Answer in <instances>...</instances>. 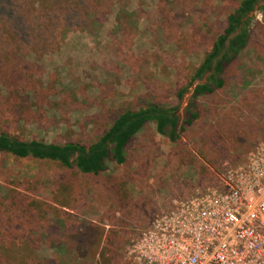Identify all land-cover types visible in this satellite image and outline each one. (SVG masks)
<instances>
[{"label": "rangeland", "instance_id": "obj_1", "mask_svg": "<svg viewBox=\"0 0 264 264\" xmlns=\"http://www.w3.org/2000/svg\"><path fill=\"white\" fill-rule=\"evenodd\" d=\"M242 1L128 0V13L117 6L101 28L60 32L49 53H18L28 64L20 69L28 84L0 87V130L26 141L88 146L127 111L175 107L177 89L188 85ZM254 17L250 48L227 89L199 101L201 118L177 144L149 125L128 146L127 162L97 178L0 156L1 198L15 191L72 217H49L40 237L28 233L37 221L21 218L26 237L49 243L36 253L41 260L75 264L85 256V264H128L135 230L151 227L176 201L219 186L216 174L246 161L264 140V13ZM69 196H76L71 210L56 204Z\"/></svg>", "mask_w": 264, "mask_h": 264}, {"label": "trees", "instance_id": "obj_2", "mask_svg": "<svg viewBox=\"0 0 264 264\" xmlns=\"http://www.w3.org/2000/svg\"><path fill=\"white\" fill-rule=\"evenodd\" d=\"M127 2L128 0H0V87L4 91H14L28 84V79L20 72L26 70L28 64L23 60L25 57H19L18 53H49L50 48H56L59 44L60 32L64 34L78 29L90 33L97 27L101 28L117 6L118 12L126 15ZM260 3L261 0H243L227 16L221 35L205 54L188 85L177 89L174 96L177 102L175 107L150 105L139 111H127L117 116L109 129L88 146L79 143L60 145L39 140L26 141L3 129L0 130V156L52 163L67 173L97 178L108 171L109 165L122 166L127 162L128 146L149 125H155L160 136L171 144H177L201 118L199 101L227 89L232 68L242 60L251 45L255 17H250V14L256 8L258 12L264 13V3ZM21 66L23 67L20 68ZM188 96L182 119L178 112ZM61 183L64 191L68 192L69 181ZM79 198L85 203V192ZM75 200L76 196H69L56 204L71 210ZM58 213L67 219L72 218L58 209L45 208L15 191H10L4 198L0 197V264H58L57 260H41L36 255L42 244L49 245L47 241L25 236L28 233H40V237L49 217L59 219ZM23 216H30L29 219L37 221L35 230L25 233L20 224ZM81 244L78 241L77 245ZM76 260L75 264H85V256L77 257Z\"/></svg>", "mask_w": 264, "mask_h": 264}, {"label": "built area", "instance_id": "obj_3", "mask_svg": "<svg viewBox=\"0 0 264 264\" xmlns=\"http://www.w3.org/2000/svg\"><path fill=\"white\" fill-rule=\"evenodd\" d=\"M216 177L219 186L135 230L128 264H264V140Z\"/></svg>", "mask_w": 264, "mask_h": 264}, {"label": "water", "instance_id": "obj_4", "mask_svg": "<svg viewBox=\"0 0 264 264\" xmlns=\"http://www.w3.org/2000/svg\"><path fill=\"white\" fill-rule=\"evenodd\" d=\"M257 9L258 8H256L255 11L250 14V17H253L255 15V13L257 12Z\"/></svg>", "mask_w": 264, "mask_h": 264}]
</instances>
